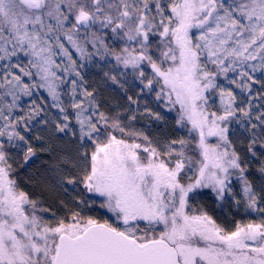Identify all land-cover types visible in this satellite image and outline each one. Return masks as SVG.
Here are the masks:
<instances>
[{
  "label": "snow or ice",
  "instance_id": "obj_1",
  "mask_svg": "<svg viewBox=\"0 0 264 264\" xmlns=\"http://www.w3.org/2000/svg\"><path fill=\"white\" fill-rule=\"evenodd\" d=\"M0 264H264V0H0Z\"/></svg>",
  "mask_w": 264,
  "mask_h": 264
},
{
  "label": "trees",
  "instance_id": "obj_2",
  "mask_svg": "<svg viewBox=\"0 0 264 264\" xmlns=\"http://www.w3.org/2000/svg\"><path fill=\"white\" fill-rule=\"evenodd\" d=\"M165 119L167 121V124L161 122L158 124L152 125L153 128L157 130V132L160 131H168L173 125L175 120V112H165ZM143 124H138V127H142ZM33 163L29 162L28 165L22 167L19 169L21 176L20 179L22 182L27 183L29 185V188L33 187V182L28 181V177L30 175H27V170L29 172L33 173L31 176H40L45 173V169L48 167V160H47V154L41 153L37 158H33ZM40 174V175H39ZM39 191V189H37ZM240 217H237L239 219Z\"/></svg>",
  "mask_w": 264,
  "mask_h": 264
},
{
  "label": "rangeland",
  "instance_id": "obj_3",
  "mask_svg": "<svg viewBox=\"0 0 264 264\" xmlns=\"http://www.w3.org/2000/svg\"><path fill=\"white\" fill-rule=\"evenodd\" d=\"M76 55H78V54H76ZM143 125H144V123H146V122H141ZM30 162H32L33 163V161H30ZM27 173H29V174H27V175H32L33 173H31V172H29V170H27ZM40 175V174H39ZM29 186V185H28Z\"/></svg>",
  "mask_w": 264,
  "mask_h": 264
}]
</instances>
